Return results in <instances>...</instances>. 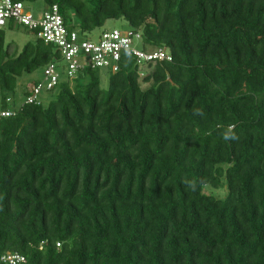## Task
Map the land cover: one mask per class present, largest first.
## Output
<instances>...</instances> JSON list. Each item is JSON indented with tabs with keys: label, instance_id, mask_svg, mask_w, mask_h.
Instances as JSON below:
<instances>
[{
	"label": "trees",
	"instance_id": "obj_1",
	"mask_svg": "<svg viewBox=\"0 0 264 264\" xmlns=\"http://www.w3.org/2000/svg\"><path fill=\"white\" fill-rule=\"evenodd\" d=\"M45 2L82 34L125 19L173 59L141 75L124 57L107 90L63 72L16 109L19 78L63 56L0 31V264H264V0Z\"/></svg>",
	"mask_w": 264,
	"mask_h": 264
},
{
	"label": "built area",
	"instance_id": "obj_2",
	"mask_svg": "<svg viewBox=\"0 0 264 264\" xmlns=\"http://www.w3.org/2000/svg\"><path fill=\"white\" fill-rule=\"evenodd\" d=\"M12 25L35 32L39 39L47 45L55 46L63 56L61 65L50 64L44 69V81L35 85L26 99L30 104L38 103L44 90H53L60 83L63 72L72 79L80 71L87 69L118 73L124 57L134 58L139 64L143 61L171 62L173 59L168 48L145 47L141 33L131 29L106 30L98 40H93L91 33L82 34L79 30L68 28L57 5L35 17L22 1L0 0V31ZM137 42L144 49L139 48ZM11 115L10 111H0V119ZM2 261L8 264H23L26 259L20 254L8 253L2 257Z\"/></svg>",
	"mask_w": 264,
	"mask_h": 264
},
{
	"label": "rangeland",
	"instance_id": "obj_3",
	"mask_svg": "<svg viewBox=\"0 0 264 264\" xmlns=\"http://www.w3.org/2000/svg\"><path fill=\"white\" fill-rule=\"evenodd\" d=\"M27 10L33 14L35 17L41 16L47 9L48 5L45 2V0H39L36 2H26L25 3ZM130 26L128 22L125 19H118V20H109L104 27L98 28L95 31L91 33V37L93 40H98L103 32L107 31H114V30H127ZM37 40V34L28 28L25 27H15L14 29L8 28L6 29V43H13L12 45V51L15 50L17 52H22L24 47L28 43H35ZM139 48H143L142 45H140L139 42L136 43ZM54 51L56 50V47L53 46ZM140 74H147L149 71H151L147 67V63L144 61L140 64ZM110 72L107 70H101L99 72V80L101 82L102 89L107 90L109 88L110 83ZM44 81V70L40 69L32 74H24L22 77L19 78V84L18 87L14 93L15 96V108L19 109L25 102L27 95L26 93L28 91H31L36 83L43 82ZM148 86V85H147ZM57 98V92H49L44 90L41 95L40 99L43 102L44 105H47L51 100ZM210 187L206 188V193H209V191H212L209 189ZM214 195H216L218 198H224L226 196L227 187L225 190L222 191H215L213 189Z\"/></svg>",
	"mask_w": 264,
	"mask_h": 264
}]
</instances>
